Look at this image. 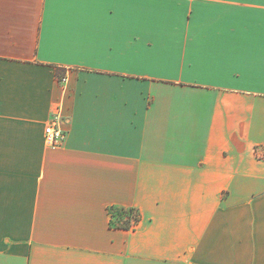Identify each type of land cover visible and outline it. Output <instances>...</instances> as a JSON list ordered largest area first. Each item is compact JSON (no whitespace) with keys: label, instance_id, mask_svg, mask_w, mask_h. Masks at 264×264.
<instances>
[{"label":"crops","instance_id":"1","mask_svg":"<svg viewBox=\"0 0 264 264\" xmlns=\"http://www.w3.org/2000/svg\"><path fill=\"white\" fill-rule=\"evenodd\" d=\"M0 264H264V0H0Z\"/></svg>","mask_w":264,"mask_h":264},{"label":"trees","instance_id":"2","mask_svg":"<svg viewBox=\"0 0 264 264\" xmlns=\"http://www.w3.org/2000/svg\"><path fill=\"white\" fill-rule=\"evenodd\" d=\"M110 224L123 229H129L139 220L137 211L133 208H109ZM114 218L117 222H114Z\"/></svg>","mask_w":264,"mask_h":264},{"label":"built area","instance_id":"3","mask_svg":"<svg viewBox=\"0 0 264 264\" xmlns=\"http://www.w3.org/2000/svg\"><path fill=\"white\" fill-rule=\"evenodd\" d=\"M66 79L61 78L60 81L64 82ZM45 142L50 147H55L60 144L64 138L65 132L54 123H49L45 127Z\"/></svg>","mask_w":264,"mask_h":264},{"label":"rangeland","instance_id":"4","mask_svg":"<svg viewBox=\"0 0 264 264\" xmlns=\"http://www.w3.org/2000/svg\"><path fill=\"white\" fill-rule=\"evenodd\" d=\"M113 220H114V222H117V219L116 218H114Z\"/></svg>","mask_w":264,"mask_h":264}]
</instances>
